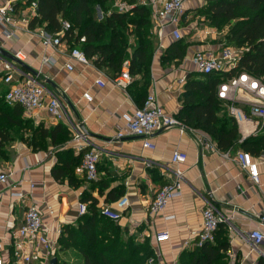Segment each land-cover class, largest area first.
I'll return each instance as SVG.
<instances>
[{
	"label": "crops",
	"instance_id": "1",
	"mask_svg": "<svg viewBox=\"0 0 264 264\" xmlns=\"http://www.w3.org/2000/svg\"><path fill=\"white\" fill-rule=\"evenodd\" d=\"M203 5L204 0H186L184 3L185 12L178 29L179 39L186 44V50L178 64L162 60L170 44L179 39L174 37L172 25H166L162 30L155 28L151 8V35L155 47L146 96L155 91L164 112L175 118L182 107L180 96L184 92L187 76L189 73L199 74L192 64L193 55L198 51H217L224 44L227 27L216 29L208 26L197 12ZM113 10L114 5L107 9L106 15ZM40 29L44 28L36 26L31 28V32L19 31L13 39H6L0 28V49L12 55L18 51L22 53L21 62L27 67L16 62L17 65L28 73L39 72L47 95L58 96L65 107L67 119L54 120L45 109L24 114L35 125L43 124L51 128L57 123L64 124L70 131V138L63 148H70L74 153L77 152L68 143L72 136L71 127L81 132L84 128L91 145L101 154L96 165L98 178L87 181L84 173L75 171L78 179L75 185L67 180H55L51 169L56 162V147L48 145L47 150L33 151L26 143L12 140L6 146V158L0 157V169L9 172V184L0 187V241L6 246L9 244L13 231L22 223L24 210L34 203L40 210L49 239L56 243L60 228L75 225L78 221V204L82 198H95L96 207L100 209L104 204H110L106 202V195L115 188L129 200L116 224L125 236L133 235L138 243L148 239L156 264L178 263L180 252L187 248L185 243L194 241L202 227V210L207 203L227 218L222 226L230 242V263L237 259L239 264H257L261 256L248 233L258 226L259 216L264 213V161L258 155H252L259 173V182L254 184L248 173L233 160L235 152L242 149L221 150L205 131L185 125L178 118V126L152 135L153 150L145 148L140 137L128 135L115 138L124 129L125 115L138 107L132 98V91L136 81L139 82L138 87L142 85L140 75H131V83L126 90H122L115 87L111 80L120 71L114 74L107 69H99L91 59L88 65L71 61L66 55L70 45H61L57 50L47 49L46 53L54 58V63L43 64L42 57L46 54L36 35ZM207 30L211 33L205 34ZM68 62L73 65L71 71L66 69ZM96 79L103 80L104 86L95 84ZM0 89L4 93L7 86L0 82ZM83 93H89L91 101L83 98ZM220 101L222 110L227 114L225 107L230 102ZM234 104L248 105L241 98ZM244 109L247 112V108ZM236 124L241 139L258 133L249 123ZM174 150L186 154L185 162L177 167L170 163ZM174 171L183 176L182 195L169 200L164 210L149 213L155 193L171 181ZM30 183H34L33 187ZM92 183L96 185L93 187ZM14 191L22 192L24 196L11 195ZM160 231H168V241H155V235Z\"/></svg>",
	"mask_w": 264,
	"mask_h": 264
},
{
	"label": "trees",
	"instance_id": "2",
	"mask_svg": "<svg viewBox=\"0 0 264 264\" xmlns=\"http://www.w3.org/2000/svg\"><path fill=\"white\" fill-rule=\"evenodd\" d=\"M26 5L36 1L37 15L30 28L42 26L49 33L59 32L62 22L71 28L63 38H68L81 49L99 69L118 73L124 61L130 63L132 76L140 75L141 86L136 81L132 98L141 106L146 97L149 68L154 42L151 35V7L142 0H121L130 5L127 11L113 10L97 18V7L103 12L110 8L111 0H25ZM105 8V9H104ZM208 26L227 27L224 44L241 49L236 65L225 73H189L180 96L182 107L176 118L185 125L205 131L221 150L238 147L252 155L264 153V131L241 139L236 122L221 108L216 88L225 79L245 72L264 83V0H204L197 10ZM75 32V33H74ZM85 41L79 43V38ZM186 44L179 39L170 44L162 60L178 64L185 55ZM135 83V82H134ZM133 83V84H134ZM70 138L69 129L62 123L51 128L35 125L25 116L23 108L8 105L0 89V157L6 158V146L14 139L26 143L33 151L56 147V162L51 174L55 180H67L71 185L78 181L75 171L81 164L83 153L63 148ZM86 179V178H85ZM96 183H92L94 187ZM122 195L112 189L106 202H114ZM87 212L80 215L75 225H63L56 241L54 264H146L154 256L148 239L138 243L133 235L125 236L116 222L104 217L91 196L82 198ZM73 250L72 259H58L59 252ZM230 242L226 229L219 225L214 240L201 246L185 248L177 264H239L230 263ZM257 264H264L260 258Z\"/></svg>",
	"mask_w": 264,
	"mask_h": 264
},
{
	"label": "built area",
	"instance_id": "3",
	"mask_svg": "<svg viewBox=\"0 0 264 264\" xmlns=\"http://www.w3.org/2000/svg\"><path fill=\"white\" fill-rule=\"evenodd\" d=\"M146 1L153 10L155 28L162 30L166 25H172L174 27L173 35L176 39H179L178 25L185 12L184 3L186 0ZM25 3V0H0V28L6 39H13L19 31L31 32L29 24L31 19L37 15V4L36 1H32L28 5ZM141 3H145V0H142ZM114 8L119 12H123L127 11L130 5L121 0H115ZM96 9L98 19L107 14L99 7ZM70 28V24L63 21L59 32L49 33L45 29H40L36 33L45 51L44 54H46L42 57L43 64L51 65L54 63V58L46 53L47 49L57 50L61 45H70L66 55L71 61H77L85 65L91 63V60L86 57L81 49L75 45L72 46V42H69L68 38H63L65 32ZM210 33V30L205 31V34ZM83 41H85V38L82 36L79 38V43ZM240 53L241 51L237 52L235 47L223 44L217 51L196 52L192 57V64L199 74L225 73L236 65ZM21 54L18 51L13 56L17 60L23 61ZM18 65L16 62L0 55V82L7 86V90L3 93L5 103L20 105L27 115L39 109H45L54 120L67 119L65 107L58 96L54 94L47 95L44 83L39 78V72L28 73ZM66 69L69 71L73 69L71 62L66 64ZM111 80L115 87L126 90L132 81L128 61L123 63L120 72ZM95 84L103 87L104 81L96 79ZM217 97L222 101L230 102L225 108L228 116L236 123H249L254 127L255 132L264 131V83L260 79L245 72L229 77L218 84ZM83 98L87 101L92 99L89 93H83ZM240 98L248 105L239 106L234 104ZM244 107L247 108V112ZM124 120V129L119 131L115 138L120 139L128 135L140 137L143 146L152 150L155 145L150 138L154 133L180 124L174 116L164 112L155 91L149 92L142 105L136 107L132 113L125 115ZM71 130V141L68 143L72 145L77 153H83L81 164L76 168V171L84 173L87 181L97 180L96 165L100 159V151L91 145L86 134L74 127H71ZM259 158L264 161V153H261ZM185 160L186 154L179 150H174L170 157L171 165L176 167L184 163ZM233 160L242 171L248 173L254 184H258V165L252 154L244 150H238L235 152ZM183 181L182 174L179 171H174L171 181L160 187L155 193L149 205V213L156 214L164 210L169 200L180 197ZM5 184H9V172L0 169V187ZM33 185L34 183H30V186L33 187ZM11 195L20 198L24 196L22 192L17 191L12 192ZM128 205V197L124 195L110 204H104L100 207V212L104 217L117 222ZM86 212V204L80 202L78 204V214L82 215ZM226 222L227 218L218 212L211 203H207L202 210V227L195 240L191 243L186 242L185 247L191 248L201 246L205 242H212L219 225ZM47 232L40 210L36 204L31 203L24 210L22 223L13 231L9 244L6 246L0 241V264L42 263V254L47 257L52 255L55 249V242L49 239ZM248 237L258 254L264 258V213L259 216L258 226L248 233ZM168 240V231H160L155 235L157 243ZM42 264L46 263L43 262ZM146 264H156V256L148 258Z\"/></svg>",
	"mask_w": 264,
	"mask_h": 264
},
{
	"label": "rangeland",
	"instance_id": "4",
	"mask_svg": "<svg viewBox=\"0 0 264 264\" xmlns=\"http://www.w3.org/2000/svg\"><path fill=\"white\" fill-rule=\"evenodd\" d=\"M114 1L115 0H111V4H110V6L112 7L113 5H114ZM105 9V8H104ZM201 16V15H200ZM236 48V47H235ZM237 49V52L239 51H241V49L240 48H236ZM73 254H74V252H73V250H69V251H66V252H59L58 253V259H60L61 261L63 260V259H72V257H73ZM51 261H54L55 262V256H54V253L52 254V255H49V256H45V257H43V262L44 263H46V264H50L51 263Z\"/></svg>",
	"mask_w": 264,
	"mask_h": 264
},
{
	"label": "water",
	"instance_id": "5",
	"mask_svg": "<svg viewBox=\"0 0 264 264\" xmlns=\"http://www.w3.org/2000/svg\"><path fill=\"white\" fill-rule=\"evenodd\" d=\"M0 55L3 56L4 58H7V59H10V60H13L17 63H19L20 65L24 66V67H27L23 62L17 60L11 53H8L7 51L3 50V49H0ZM34 72V71H33ZM35 73V72H34ZM48 83L50 84V82L48 81ZM82 131L84 132V134H87L86 130L84 128H81ZM50 264H54V261H51Z\"/></svg>",
	"mask_w": 264,
	"mask_h": 264
}]
</instances>
